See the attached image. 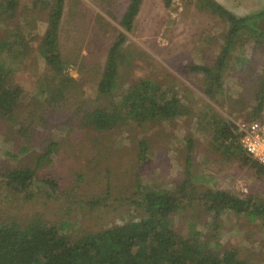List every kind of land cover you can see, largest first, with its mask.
I'll list each match as a JSON object with an SVG mask.
<instances>
[{"label":"rangeland","instance_id":"1","mask_svg":"<svg viewBox=\"0 0 264 264\" xmlns=\"http://www.w3.org/2000/svg\"><path fill=\"white\" fill-rule=\"evenodd\" d=\"M205 1L171 0L165 6L164 0H142L132 30L126 31L121 19L130 0H64L58 42L65 73L72 81L63 95L52 100L53 84L60 81L57 75H50L39 53L47 14L36 0H18L17 21L0 20V40L12 39V30L21 28L23 38L13 45L11 55L0 53V62L11 69L14 82L23 90L18 105L23 119L36 132L57 142L56 150L37 172L55 178L58 187L50 198L36 194L27 199L24 193L8 192L0 178L1 219L25 220L31 214H43L50 221L72 223L68 227L72 234L107 228L138 214L129 202L120 203L132 189L136 173L140 183L149 188L170 189L185 179L188 170L197 188L249 195L264 202V175L242 158L222 151L210 127L202 122L211 113L215 119L235 124L254 115L255 119L264 118V94L257 109L264 80V36L241 29L228 45L229 23ZM214 1L236 16L264 13V0ZM119 32H124L126 40L115 88L102 94L97 84ZM226 46L220 88L210 95L205 92L204 75L186 66H213ZM142 79L174 89L191 113L143 125L127 122L105 131L78 123L81 110L110 108L132 83ZM187 138L192 140L189 152ZM140 139L147 142L144 162L137 158ZM21 140L0 122V171L36 166L43 151L40 145L18 158L6 155L16 153ZM188 153L191 163L186 166ZM106 194V205L92 208L84 201ZM194 215L197 229L212 248H234L238 257L264 264V217L250 220L245 214L226 212L211 225L212 214L201 211ZM189 218L184 211L174 218L183 233Z\"/></svg>","mask_w":264,"mask_h":264},{"label":"trees","instance_id":"2","mask_svg":"<svg viewBox=\"0 0 264 264\" xmlns=\"http://www.w3.org/2000/svg\"><path fill=\"white\" fill-rule=\"evenodd\" d=\"M36 1L47 14V27L41 38L39 53L47 71L50 75H57L60 81L53 84L55 90H52L54 96H51V99L54 100L56 95L64 94L63 89L72 81L65 73L62 50L58 42L64 0ZM141 1L130 0L121 19L124 30H132ZM170 1L164 0L165 6H169ZM17 2L18 0H0V20L17 21ZM205 3L229 23L226 41L228 45L241 29L264 36V30H259L252 21L263 17L264 13L236 16L214 0H206ZM23 19L27 23V17ZM22 31V28L13 29L12 39H1L0 53L11 55L13 45L20 43L23 38V35H20ZM125 40L124 32H119L109 47L97 84L98 92L102 94H109L115 88L119 56ZM227 52L226 46L218 54L213 66H186L190 71L204 75L205 92L210 95L220 88L219 82ZM263 94L264 80L260 85L258 110L263 104ZM22 95L23 90L14 82L11 69H6L0 62V122L22 138L18 151L6 152V155L18 158L39 145L43 150L34 167L1 170V185L4 184L8 192L24 193L27 199L34 198L36 194L50 198L58 187L57 181L37 171L44 161L50 159L57 148V142L52 137L36 132L35 127L23 119L18 109ZM190 113V107L181 101L174 89L142 79L132 83L125 94L118 97V101L111 103L110 108L97 106L91 110L83 109L80 115L77 114V120L85 127L105 131L127 122L143 125L149 122L171 121ZM214 116V113H211L209 118L202 122L206 123V128L210 127L213 140L222 151L242 158L264 175V164L251 158L241 149L236 124L229 119H215ZM205 117L206 113H203L201 118ZM251 120H255V115L253 119L244 122ZM191 146L192 140L187 138L188 152ZM138 148V161L144 162L147 159L145 139L138 141ZM190 160L188 153L186 166L190 165ZM185 171V179L170 189L149 188L140 183L139 174L136 173L133 179L135 184L133 183L128 194L120 198V203L123 200L129 202L132 205L131 210H137L138 214L107 228L72 234L68 230L72 223L65 220L50 221L43 214H31L25 220H18L16 217L12 220L0 218V264H254L246 258L238 257L234 248L224 251L212 248L202 236V231L197 229L194 214L201 211L212 214L211 225H215L216 220L226 212L245 214L251 220L264 217V202L255 201L249 195L240 197L203 186L197 188L192 184L188 170ZM107 196L108 194L84 201L90 207L96 208L107 204L104 201ZM183 211L191 216L185 220V233L174 221L176 215Z\"/></svg>","mask_w":264,"mask_h":264},{"label":"built area","instance_id":"3","mask_svg":"<svg viewBox=\"0 0 264 264\" xmlns=\"http://www.w3.org/2000/svg\"><path fill=\"white\" fill-rule=\"evenodd\" d=\"M238 142L251 158L264 164V118L237 122Z\"/></svg>","mask_w":264,"mask_h":264},{"label":"water","instance_id":"4","mask_svg":"<svg viewBox=\"0 0 264 264\" xmlns=\"http://www.w3.org/2000/svg\"><path fill=\"white\" fill-rule=\"evenodd\" d=\"M257 28L264 29V16L254 23Z\"/></svg>","mask_w":264,"mask_h":264},{"label":"crops","instance_id":"5","mask_svg":"<svg viewBox=\"0 0 264 264\" xmlns=\"http://www.w3.org/2000/svg\"><path fill=\"white\" fill-rule=\"evenodd\" d=\"M63 7H64V4H63ZM62 15H63V13H62ZM61 20H62V18H61ZM60 25H61V22H60ZM59 29H60V26H59ZM58 35H59V30H58Z\"/></svg>","mask_w":264,"mask_h":264},{"label":"clouds","instance_id":"6","mask_svg":"<svg viewBox=\"0 0 264 264\" xmlns=\"http://www.w3.org/2000/svg\"><path fill=\"white\" fill-rule=\"evenodd\" d=\"M258 119H261V118H258Z\"/></svg>","mask_w":264,"mask_h":264}]
</instances>
